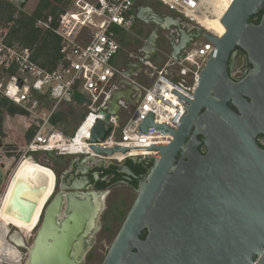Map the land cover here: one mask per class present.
Returning a JSON list of instances; mask_svg holds the SVG:
<instances>
[{
  "label": "water",
  "instance_id": "obj_1",
  "mask_svg": "<svg viewBox=\"0 0 264 264\" xmlns=\"http://www.w3.org/2000/svg\"><path fill=\"white\" fill-rule=\"evenodd\" d=\"M28 1L17 0L15 5L23 9ZM134 13L156 27L140 48L139 59L126 66L123 87L113 91L100 110L103 117L90 130L91 153L77 157L79 177L58 181L30 245L20 229L9 227L8 241L26 250L23 264H86L107 192L92 186L89 169L112 163L96 156L129 150L96 144L109 134L107 122L118 116L120 101L128 103L131 112L137 105L140 90L128 78L156 54L159 27L178 31L172 59H178L193 38L173 15H160L149 6L134 8ZM221 24V36L204 33L215 47L200 71L193 99H186L179 127L155 124L151 113L143 119L140 132L168 133L172 139L148 148L158 150L159 157L145 158L152 166L101 264H264V146L258 141L264 136V0H232ZM237 49L251 65L242 78L229 71ZM135 159L124 160L117 172L135 178L126 165ZM39 161L50 164L46 156ZM3 178L0 169V186ZM28 189L26 181L16 180L4 209L7 215L31 220L36 200L27 196Z\"/></svg>",
  "mask_w": 264,
  "mask_h": 264
},
{
  "label": "built area",
  "instance_id": "obj_2",
  "mask_svg": "<svg viewBox=\"0 0 264 264\" xmlns=\"http://www.w3.org/2000/svg\"><path fill=\"white\" fill-rule=\"evenodd\" d=\"M8 1L15 4L17 0ZM49 1L59 8L58 24L53 31L61 38L60 59L53 68L41 67L33 60L31 48L9 39L10 22L0 25V97L19 106L24 111L19 116L26 123V131L33 129L32 137L22 146V158L28 159L33 153L47 156L54 152L72 157L91 153L90 130L103 117L100 110L107 105L113 91L123 87L120 80L125 69L117 67L114 58L121 48L120 38L130 33L135 20V0ZM158 1L180 20L187 32L199 35L193 36L178 59L169 58L161 67L150 60L143 61L128 78L140 90L139 101L132 112L128 103L120 101L121 109L126 111L125 122L119 125V116H110L107 122L110 132L96 145L129 150L121 154V158L96 156L105 161L121 164L133 157L142 160L148 155L159 157L158 150L148 148L167 144L172 136L154 130L140 132L143 119L151 113L155 124L174 130L179 127L187 111L186 99H193L200 71L215 47L204 33L215 37L224 33L219 32L224 13H218L216 0ZM50 21V16L40 18L35 27L45 31L50 29ZM175 31L177 41L179 34ZM172 66L176 67L174 72L170 70ZM141 75L147 78V85L141 83ZM137 93L135 91L132 98H136ZM75 101L86 104L88 111L70 135L52 119ZM3 132L10 135L9 131ZM133 152L136 154L131 155ZM1 186L0 198L5 189L1 192Z\"/></svg>",
  "mask_w": 264,
  "mask_h": 264
},
{
  "label": "rangeland",
  "instance_id": "obj_3",
  "mask_svg": "<svg viewBox=\"0 0 264 264\" xmlns=\"http://www.w3.org/2000/svg\"><path fill=\"white\" fill-rule=\"evenodd\" d=\"M37 2L38 0H29L22 10L26 13H30L36 6ZM136 2L137 3L146 2L150 4L155 10H164V11L169 12L167 10V7L158 0H136ZM131 31L126 36L122 35V37L120 38V44L122 46V49L124 50V53L125 52L131 53L132 55L136 54L138 56L140 55V52H139L140 48L146 43L145 36L147 32H144L140 38H136L135 41H133L131 38L133 35ZM163 33L164 31L158 30V36H162ZM156 47L158 49L161 48L162 50H164L163 49L165 48L164 41L160 40L159 38L157 40ZM166 58L168 57H166L164 52L157 50L156 54L150 60L155 66L161 67L166 61ZM114 60H115V65L117 67L126 69V65L124 63V57H122L121 54L117 53ZM187 66H190V64L188 63ZM175 68H176L175 66H172L170 70L174 72L173 69L175 70ZM234 75H240L239 68H237V70L234 71ZM140 79L143 85H147V78H145L144 75H141ZM71 109H73L74 114L69 115L68 120L61 125L62 129L68 132L70 135L73 134V132L75 131L76 125L83 118L85 113L88 111V107L84 103H78L75 101V103H73V105L71 106ZM118 116H119L118 117L119 125H123V123L125 122V116H126L125 109H121L119 111ZM9 118L11 117L5 116L4 123H3V130L9 131V125H10L11 130L14 129V131H11V130L10 131L14 132L13 134L16 140L14 139L12 140L11 135L4 133L5 134L3 137L4 142H3L2 147L0 148V157H2V160H3V163L0 164V168H2L4 172V182L1 186V192L3 191L4 187L5 188L7 187L11 179V176L16 172L19 165L24 163V162L21 163V159H22V146H23V138H24V132H25L24 130L25 123L19 115L17 117L15 116V118L13 117V119L11 120ZM8 145H14V148L9 149ZM8 153H12L13 155L9 157ZM40 154L41 153H33L29 156V159L32 160V162L35 161L33 162L34 166L36 167L37 171L43 176L45 180L47 179L46 174L48 176L52 175V172L47 171L48 169L51 168L56 174L57 183H58V176L62 170L61 167L63 166L66 159H68L70 156H66V155L60 156V155H56L54 152H50V153H47V156H46L50 159V164H44L39 161L40 158H42V155ZM112 163H116V162L112 161ZM32 184H30V187L32 186ZM43 184L44 182L42 183V188L35 192H32L31 190H29L30 188L27 190L29 193L28 196L30 198L32 197L31 199H35L36 203L38 202L40 203L41 199L48 197L47 195L49 191L45 192L44 196H41L44 188L46 187ZM54 190L56 191V189ZM106 191L107 192L103 198L104 208L99 218V227H98L97 232L95 233L94 244L86 255V264H101L103 258L106 255L107 250L109 249L111 245V242L115 238L128 210L130 209L133 201L135 200L137 196V189L131 186H126V185H113L107 188ZM38 195L40 197L36 199ZM49 199L50 198H48V201ZM40 218H41V214L39 215V221L36 227L32 229V231L30 232L28 236H25L24 241L26 245L31 244L35 230L37 229L39 225ZM10 226L16 227L12 223H6V225L4 226V230H3L4 239L0 240V250L5 248L4 242L6 241L8 244L12 245L11 247L19 253L20 257L14 261L13 260L7 261L6 258H3L0 256V264H23V262L26 260V250L23 248H17L16 246L13 245V243L8 241V235L10 234V229H9Z\"/></svg>",
  "mask_w": 264,
  "mask_h": 264
},
{
  "label": "trees",
  "instance_id": "obj_4",
  "mask_svg": "<svg viewBox=\"0 0 264 264\" xmlns=\"http://www.w3.org/2000/svg\"><path fill=\"white\" fill-rule=\"evenodd\" d=\"M59 14V8L51 3L49 0H38L36 6L30 13L24 12L19 9L14 3L8 0H0V25L6 26L7 23H11L8 31L9 39L19 43L22 46L32 49L33 60L41 67H54L57 61L60 59L61 38L53 31L57 27V18ZM51 17L50 29L42 31L35 27L36 20L40 18L47 19ZM81 102V101H79ZM24 111L17 105L13 104L6 98L0 97V138L4 137L3 123L5 116L13 117L15 115H21ZM68 114H74L73 109H69ZM68 114L62 112L58 113L52 121L54 123L58 121L66 122L68 120ZM33 129L30 128L25 132V138L29 140L33 135ZM9 149H13L14 145H8ZM12 153H8V156H12ZM151 162V161H150ZM128 164H132V161H126ZM111 165L105 172L110 173L114 171ZM152 162L149 164L150 169ZM30 168L26 163H22L17 168L16 172L11 176L9 185L4 195L3 202L0 205V240L3 238V230L6 223H12L18 229L22 231V234L28 236L32 229H34L39 221V215L43 206L47 200H43L42 203H36L35 212L29 222L21 221L7 215L4 211L6 203L11 195L12 189L17 179H21L28 182L29 186L36 179L31 177L29 172ZM46 180L48 183L54 182V179L46 174ZM105 182L98 184L99 188H104ZM145 233L142 234L144 237ZM5 248L0 250V256L9 260H17L20 255L13 249L6 241Z\"/></svg>",
  "mask_w": 264,
  "mask_h": 264
},
{
  "label": "flooded vegetation",
  "instance_id": "obj_5",
  "mask_svg": "<svg viewBox=\"0 0 264 264\" xmlns=\"http://www.w3.org/2000/svg\"><path fill=\"white\" fill-rule=\"evenodd\" d=\"M144 6L151 7L156 13L163 15V16L170 14L169 12L164 11V10H155L151 5H149L146 2H141V3L136 2L134 4V8H139V7H144ZM155 27H156V24L154 22H147V21L140 20L135 15V20H134L133 25H132V31L133 32L131 31V33L133 34L131 37L132 40L135 41L136 38H140L144 32H147V34L145 36V42H146L151 31ZM158 30L164 31L162 36H158V39L160 38V40L164 41V47L165 48H163L164 50H162L161 48L158 49L156 47V49L164 52L166 57H168V58H166V60H167V59L171 58L172 46H173L172 42L175 41L176 31H175L174 27H170L168 29H164V28L159 27ZM195 34H193V36ZM118 53L121 54L122 57H124V63L126 66H128L129 64L135 63L139 59L138 57L140 56V55L137 56L136 54L132 55L131 53H126V52L124 53L122 46H121L120 50L118 51ZM237 68H239L240 75H234V71L237 70ZM250 68H251V65L247 62L246 53L240 49L235 50V52L232 55V58L230 59V62H229V71H230V74L232 75V77L242 78ZM258 141H259L260 145L263 147L264 146V136L260 135L258 137ZM78 161H79V158H77V157H69L68 159H66L63 166L61 167L62 170L58 176V181L62 177L66 178V179H70V180H72L75 177H79L81 169H80V166L78 165ZM150 163L151 162L149 160H142L140 158L135 159L132 162V164L126 163V165L134 173V176H136L135 178L134 177H126L124 174L118 173L117 172V170L119 169L118 163H111V164L104 163L100 166L92 165L89 169L88 176L92 179V186L95 189H107L113 185H126V186H131V187L137 189L142 177L145 176L146 173L148 172V170H149L148 168H149ZM111 165H115L116 169H114V167L112 166L113 167L112 169H114V171H112L110 173H106L105 171L108 168H110ZM29 168H30L29 172L32 174L31 176L36 175V173H37L39 176L43 177L37 171L36 167L34 166V163H33V168H31V167H29ZM34 170L36 171V173ZM47 171L52 172V175L50 177L54 179V182L48 183L47 180H45L46 187L44 188L41 196H44L45 192H47V191H49V193L47 195L48 197L41 199L40 203H42L43 200H47L46 202H48V198H51V196L55 193L54 189L56 188V184H57V177H56V174L54 173V171L51 168L48 169ZM65 171L67 172V174L64 175ZM101 182L106 183V186L104 188L98 187V184ZM39 197L40 196L38 195V197L36 199H38ZM45 205H46V203H45ZM44 206H43V208H44ZM43 208H42V211H43Z\"/></svg>",
  "mask_w": 264,
  "mask_h": 264
},
{
  "label": "bare ground",
  "instance_id": "obj_6",
  "mask_svg": "<svg viewBox=\"0 0 264 264\" xmlns=\"http://www.w3.org/2000/svg\"><path fill=\"white\" fill-rule=\"evenodd\" d=\"M231 1L232 0H216L215 1V4H216V7H217V11H218V13L220 14V15H223V13H225V11H226V9L229 7V5H230V3H231ZM225 31V29H224V26L221 24V27L219 28V32L220 33H223ZM82 131H84V129L82 130ZM83 134H80V136H82ZM80 136L77 138V140H79L80 139ZM136 153H131V155H135ZM118 158H121L122 156H121V154H118V155H116ZM22 162H24V163H26L29 167H31V168H33V163H32V160H30V159H28V158H22L21 159V163ZM33 162H35V161H33ZM35 171V170H34ZM35 173H36V171H35ZM32 178H35L36 180L33 182V184H32V186L30 187L29 186V190H31L32 192H35V191H37V190H40L41 188H42V183L44 182V184L43 185H45L46 186V182H45V179L43 178V177H41V176H39L37 173H36V175H33V176H31ZM10 182V181H9ZM26 182H27V180H26ZM28 183V182H27ZM8 185H9V183H8ZM8 185H7V187H8ZM7 187L5 188V190H4V193H2V196H1V198H0V205H1V203L3 202V199H4V195H5V192H6V190H7ZM28 192V191H27ZM28 196V195H27ZM104 196H105V194L103 195V198H104ZM47 204V203H46ZM22 236V238H23V240H24V235H21Z\"/></svg>",
  "mask_w": 264,
  "mask_h": 264
},
{
  "label": "crops",
  "instance_id": "obj_7",
  "mask_svg": "<svg viewBox=\"0 0 264 264\" xmlns=\"http://www.w3.org/2000/svg\"><path fill=\"white\" fill-rule=\"evenodd\" d=\"M135 3H136V0H135ZM150 5V4H149ZM126 36V35H125ZM121 45V44H120ZM151 61V60H150ZM114 63H115V60H114ZM133 72H134V70H133ZM137 78H139V77H137ZM139 81H140V79H139ZM69 109H71V107H69V108H65V109H63V111H59L58 113H60V112H62V113H64V114H68V111H69ZM57 113V114H58ZM57 114H55V116L57 115ZM16 117L18 116V115H15ZM15 116H13L14 118H15ZM54 116V117H55ZM68 116H69V114H68ZM13 117H11V118H9L10 120L11 119H13ZM53 117V118H54ZM25 123V122H24ZM56 123H58L60 126L64 123V122H62L61 120L60 121H58V122H56ZM10 126V125H9ZM11 127V126H10ZM11 128H9V134L12 136V140L14 139V140H16V138H14V132H11V131H14V129H12L11 131ZM24 130H25V132H26V123H25V126H24ZM25 132H24V138H23V143L25 142V140H26V138H25ZM2 142H4L3 140H2ZM6 144V143H5ZM7 144H8V142H7ZM43 157V156H42ZM70 157H72V156H70ZM1 170H2V172H3V169L2 168H0ZM3 174H4V172H3Z\"/></svg>",
  "mask_w": 264,
  "mask_h": 264
}]
</instances>
